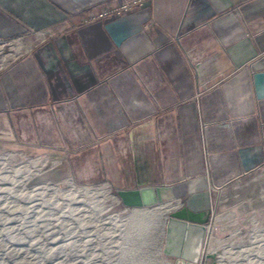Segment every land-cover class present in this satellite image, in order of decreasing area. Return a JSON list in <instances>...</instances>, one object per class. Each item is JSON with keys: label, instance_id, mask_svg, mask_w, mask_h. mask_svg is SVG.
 <instances>
[{"label": "crops", "instance_id": "obj_1", "mask_svg": "<svg viewBox=\"0 0 264 264\" xmlns=\"http://www.w3.org/2000/svg\"><path fill=\"white\" fill-rule=\"evenodd\" d=\"M124 1L0 0V38L20 39L24 55L0 70V129L11 118L13 128L25 127L35 103L65 109L76 92L102 83L113 102L98 101L97 109L109 129L135 123L138 134L137 143L119 142L117 155L132 160L137 148L149 176L176 180L194 170L195 156H209L215 169L234 168L232 175L264 160V0H145L120 16L81 23ZM215 53L209 68L216 76L199 83L194 65ZM113 154L107 149L104 157L117 170ZM132 170L123 173L133 184ZM187 180L191 191L195 181ZM187 204L201 210L192 199ZM165 225L172 237L183 235L175 253L182 264L198 261L194 244H203L205 227L169 217Z\"/></svg>", "mask_w": 264, "mask_h": 264}, {"label": "rangeland", "instance_id": "obj_2", "mask_svg": "<svg viewBox=\"0 0 264 264\" xmlns=\"http://www.w3.org/2000/svg\"><path fill=\"white\" fill-rule=\"evenodd\" d=\"M105 10L81 23L127 12L102 15ZM19 43L0 38V70L14 55L24 56L17 53ZM71 101L75 106L67 105L62 120L51 103L38 102L25 127L13 128L11 118L10 126L0 129V264H175L176 238L165 224L176 203L132 207L117 194L132 184L124 181L123 170L132 174L133 162L116 152L129 137L138 142L135 123L109 129L97 109L98 101L113 102L102 83L76 92ZM112 148L117 170L104 157ZM195 158L194 170L166 184L181 176L195 181L179 205L192 199L196 208L212 212V233L204 239L206 247L213 240V253L206 264H264V160L246 162L248 170L232 175L234 168L215 169L209 156ZM202 163L209 165L206 171L199 170ZM124 218L131 220L118 223Z\"/></svg>", "mask_w": 264, "mask_h": 264}, {"label": "water", "instance_id": "obj_3", "mask_svg": "<svg viewBox=\"0 0 264 264\" xmlns=\"http://www.w3.org/2000/svg\"><path fill=\"white\" fill-rule=\"evenodd\" d=\"M219 54L215 53L212 56L197 62L194 65L196 75L201 83V79L209 73V78H213L216 74L211 73L209 63ZM131 156L134 166V182L131 188L118 191L117 194L123 199V203L132 207L152 208L161 206L163 203L179 200L187 195L186 182L181 181L171 185H164L161 175L158 171L149 176V162L142 160L137 148H132ZM123 193L133 195L132 200L124 199ZM168 217L175 220H181L189 223H194L204 227L210 220L208 210H195L186 204L180 208L169 211ZM212 258V255L207 256ZM210 264H217L212 262Z\"/></svg>", "mask_w": 264, "mask_h": 264}, {"label": "built area", "instance_id": "obj_4", "mask_svg": "<svg viewBox=\"0 0 264 264\" xmlns=\"http://www.w3.org/2000/svg\"><path fill=\"white\" fill-rule=\"evenodd\" d=\"M144 2V0H126L124 2H122L119 6L115 7V8H111V9H106L105 11H103L102 15H111L112 13H121L122 11H127V10H130L132 7H135V6H139L141 5L142 3ZM183 28H178V33H182ZM197 95H199V93H197ZM110 104V103H109ZM75 105H74V101H71L69 104H68V107L70 108H73ZM65 111L66 109H61L58 111V114L60 116V119L64 118L65 117ZM44 115V114H42ZM45 115L48 117V114L45 113ZM61 119V120H62ZM42 123H47V118L42 121ZM201 130H202V140H203V143L204 145L206 146L207 142H206V124L204 122L201 123ZM74 131H73V135H74ZM75 137V135H74ZM186 178H183L182 180H179L175 183H178V182H181V181H185ZM186 182V181H185ZM164 183V182H163ZM171 184H174V183H171ZM171 184H166L164 183V185H171ZM168 203H176V206L173 207V209H176V208H179L181 205H179V201H171V202H168ZM210 212V211H209ZM211 216H212V212L209 213V217H210V220H211ZM210 220L208 221V223L206 225H204V227L208 226L209 223H210ZM206 229V228H205ZM206 256L204 257H200V260L198 261V264H206Z\"/></svg>", "mask_w": 264, "mask_h": 264}, {"label": "bare ground", "instance_id": "obj_5", "mask_svg": "<svg viewBox=\"0 0 264 264\" xmlns=\"http://www.w3.org/2000/svg\"><path fill=\"white\" fill-rule=\"evenodd\" d=\"M41 195H42V193H41ZM123 196H124V199L125 200H127V201H130V200H132V198H133V195L132 194H129V193H123ZM65 199V198H64ZM167 209V208H166ZM166 214V213H165ZM212 222L211 223H209V225L208 226H206L205 228V231L207 232V234L209 235L210 233H212ZM179 227L178 226H174V229H178ZM199 232V233H201V231L200 230H194V232ZM179 232V231H178ZM182 233H180L179 234V236H178V238L176 239V241H175V243H174V245H173V247H174V252L176 253L177 252V248L180 246V244H181V241H182ZM206 239H207V236H206V238H205V240H204V242H203V244L202 245H198V243L197 244H194L195 245V248H196V250H195V258H193L194 260L196 259V257H197V259L199 258V260H200V257H204V256H209V255H211L213 252H212V250H213V240H211L209 243H208V246L206 247V248H204V245H205V242H206ZM196 245H197V247H196ZM198 260V261H199ZM198 261H195V263L194 264H198ZM183 263V260L182 259H177L176 260V262H175V264H182Z\"/></svg>", "mask_w": 264, "mask_h": 264}]
</instances>
